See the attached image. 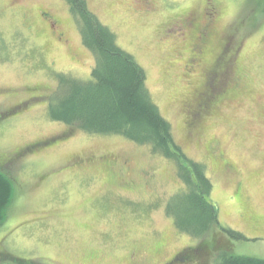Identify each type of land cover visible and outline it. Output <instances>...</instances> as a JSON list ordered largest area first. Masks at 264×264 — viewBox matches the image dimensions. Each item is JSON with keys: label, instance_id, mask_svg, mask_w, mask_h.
Returning <instances> with one entry per match:
<instances>
[{"label": "rangeland", "instance_id": "374dc122", "mask_svg": "<svg viewBox=\"0 0 264 264\" xmlns=\"http://www.w3.org/2000/svg\"><path fill=\"white\" fill-rule=\"evenodd\" d=\"M11 1L0 0V172L13 185L0 224V264H18L6 254L36 264L167 263L197 242L165 214L166 201L184 188L174 162L122 136L80 130L34 148L68 129L48 114L55 74L87 80L94 59L65 0H17L10 8ZM201 2L150 0L144 13L136 0H86L147 73L148 93L185 158L204 166L220 224L246 236L231 242L232 254L264 259V0H216L219 29L241 47L249 93L191 128L182 104L191 88L186 39L171 27ZM38 6L58 18L78 60L42 26ZM26 87L47 97L28 100ZM212 138L231 164L225 172L204 147Z\"/></svg>", "mask_w": 264, "mask_h": 264}, {"label": "trees", "instance_id": "16d2710c", "mask_svg": "<svg viewBox=\"0 0 264 264\" xmlns=\"http://www.w3.org/2000/svg\"><path fill=\"white\" fill-rule=\"evenodd\" d=\"M65 1L76 21L82 45L93 56L94 65L87 80L61 72L55 74L57 87L49 97L48 114L51 120L68 129L47 141L34 143L33 147L62 140L75 130L118 135L147 146L152 154L174 162L184 188L166 201L165 214L172 217L177 231L197 240L165 264L191 259L195 264H264L261 258L232 254L231 242L245 240L246 236L220 224L206 170L200 163L185 158L179 149L172 127L148 93L147 73L143 67L117 45L113 32L99 22L86 0ZM136 1L146 13L149 7L146 2ZM12 191L11 179L0 172V224L5 219ZM196 257L201 259L196 261ZM5 258L18 264H36L10 254Z\"/></svg>", "mask_w": 264, "mask_h": 264}, {"label": "flooded vegetation", "instance_id": "af4514ba", "mask_svg": "<svg viewBox=\"0 0 264 264\" xmlns=\"http://www.w3.org/2000/svg\"><path fill=\"white\" fill-rule=\"evenodd\" d=\"M16 1H11L10 8L16 5ZM142 1L149 6L150 0ZM201 4L200 10L191 8L186 13L183 11L178 22L174 24L176 29L171 27L176 34L186 39L188 65L186 64L185 74L189 75L188 82L191 88L188 98L184 99L182 104L188 117L187 125L191 128L202 127L207 118L213 114H219L222 104L233 101L239 93H249L244 69L240 64L241 47L239 45L234 47L230 44L227 36H223L219 29L220 15L216 0H202ZM34 12L39 16L42 26L48 30L50 35L62 43L61 48L67 50L65 51L68 53L67 56L74 61L78 60L79 55L68 43L64 32L58 30V18L43 10L41 6L35 8ZM203 31L205 34L201 36ZM193 61H196V64L190 70ZM37 91L39 92L35 88L26 87V92L30 94L28 100L47 97L46 94L36 93ZM262 115L264 116V112L261 113ZM204 147L209 152L212 163L218 165L224 172L229 170L231 164L223 158L214 138L210 139Z\"/></svg>", "mask_w": 264, "mask_h": 264}]
</instances>
